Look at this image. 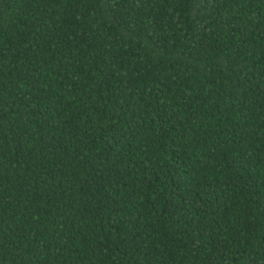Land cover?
Returning a JSON list of instances; mask_svg holds the SVG:
<instances>
[{"label": "trees", "instance_id": "trees-1", "mask_svg": "<svg viewBox=\"0 0 264 264\" xmlns=\"http://www.w3.org/2000/svg\"><path fill=\"white\" fill-rule=\"evenodd\" d=\"M0 264H264V0H0Z\"/></svg>", "mask_w": 264, "mask_h": 264}]
</instances>
